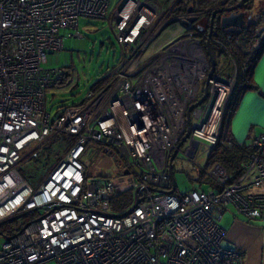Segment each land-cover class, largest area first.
Segmentation results:
<instances>
[{"label":"built area","instance_id":"2783aa9c","mask_svg":"<svg viewBox=\"0 0 264 264\" xmlns=\"http://www.w3.org/2000/svg\"><path fill=\"white\" fill-rule=\"evenodd\" d=\"M155 2L119 1L111 29L120 62L86 100L51 115L46 91L62 80L63 70L43 66L47 53L62 49V29L81 36V18H105L108 0H0V225L41 212L5 237L0 264H244L239 249L223 244L219 221L229 206L236 216L264 221V132L248 144L236 179L220 163H206L198 172L207 190L177 193L175 186L170 192L173 152L186 144L182 154L198 166V153L218 140L233 85L214 69L181 144L187 108L202 96L203 87L197 93L210 64L194 34L150 50L176 18ZM194 46L205 63L201 73L191 70L198 68ZM57 134L69 137L68 149L32 186L17 168L22 152ZM96 143L121 160L120 178L87 174ZM136 189L141 200L131 212L111 210L126 192L132 205Z\"/></svg>","mask_w":264,"mask_h":264},{"label":"rangeland","instance_id":"374dc122","mask_svg":"<svg viewBox=\"0 0 264 264\" xmlns=\"http://www.w3.org/2000/svg\"><path fill=\"white\" fill-rule=\"evenodd\" d=\"M154 2L156 4L158 3L162 9L166 8L171 11L172 15L175 6H163L157 0H154ZM118 3L119 0H108L107 13L103 19L81 18L78 24V31L81 33V36H67L72 31L62 29L61 34L64 36L62 49L47 53V61L43 66L45 68H62V80L67 76L62 85L52 87L46 91V110L51 115H54L61 107L70 106L71 104L86 100L89 90L102 78L106 77L120 62V48L111 29V17ZM247 5L251 10L249 12L251 19L256 23L255 34L253 35V40L255 39L256 41H254L253 46L249 49L251 52L259 43L257 35L261 36L264 32V0H249ZM179 24V21L170 20L164 31L154 41L152 47L158 48L168 44L166 46L167 48L175 40L182 39L181 36L184 34V28L180 33H176ZM191 38L194 39L193 37ZM229 56L224 51L215 50L214 61L218 74L230 79L233 88L238 82V70L236 69V64ZM66 73H69V75ZM202 85L200 84L197 97L201 94ZM229 97L227 100L225 99V105ZM235 98L236 96L234 94L227 109L223 105L224 121L222 134L225 138L229 137V117ZM69 140L68 136L57 134L51 136L39 145L37 143L31 144L30 147H27L22 152L23 158L17 166L21 175L32 186H37L55 163L64 156L70 143ZM92 147L95 149V152L90 156L91 165L88 168L87 174L89 176L120 178L123 173L121 160L105 152L100 144H92ZM185 147L186 144L180 147V151H178L173 161V177L176 192L185 193L192 189L207 190L209 186L205 183L197 182L196 177L199 174V167H206V158L209 150L206 149L198 153L196 159L197 166L182 154ZM28 174L31 175L29 179L25 177ZM131 193L129 192L127 196L122 195L116 198L113 201V208L111 210L114 212H125L128 210L132 203ZM127 197L128 201L126 202ZM39 214L41 212H29L2 223L0 225V248L6 236L16 233L28 221L37 219ZM233 214V209L229 206L225 210L219 224L227 226L233 220ZM42 264L54 263L48 261Z\"/></svg>","mask_w":264,"mask_h":264},{"label":"trees","instance_id":"16d2710c","mask_svg":"<svg viewBox=\"0 0 264 264\" xmlns=\"http://www.w3.org/2000/svg\"><path fill=\"white\" fill-rule=\"evenodd\" d=\"M120 1V0H119ZM238 0H178L176 7L172 12V16L176 17L173 21L177 20L178 16H186L187 19L190 16H199L197 19L198 25L203 27L202 31H197L195 23H189L186 27L189 26V30H186L182 36H186L192 32L195 36L201 39V46L205 50V40L208 33V24L211 14L214 9L220 6V4L231 3L234 4ZM191 8V12L189 13L188 10ZM195 13L196 15H192ZM182 22V20H180ZM256 23L254 20L246 21L244 26L240 29H222L220 25V16L217 15L213 21V30L210 38V49L212 52L213 57H215V50L226 52L227 55L233 60L236 64V69L238 70V82L236 86L233 87L232 92L230 94L229 100L226 103L225 107L229 106L231 99L235 94V102L233 104L232 111L229 117V124H228V136L224 137L222 132V125L224 121V111L221 120L220 132L219 137L214 145V147L208 152L206 163L213 164V163H220L223 165L228 173L230 174V180L236 179L242 172L241 163L244 161L246 156L251 151V148L248 144H240L236 142L232 138V134L230 132V118L232 112L234 111L240 95L249 90L255 88V82L252 79V72L256 61L258 60L261 52L264 48V33L261 36L257 35L258 37V45L250 52V48L253 46L255 34V26ZM256 37V36H255ZM256 38V39H257ZM66 72V71H65ZM69 75V73H66ZM67 77V76H66ZM64 80L58 82L56 86L62 85L65 82ZM108 75L102 78L99 82L95 84V87H101L108 81ZM106 80V81H105ZM103 150H107L104 149ZM109 151V150H107ZM106 151V152H107ZM113 155V154H112ZM30 174L26 175L27 179L30 178ZM201 175L198 174L197 182L200 183ZM129 192L123 193L120 196L124 195L127 196ZM119 197V196H118ZM117 197V198H118ZM128 201V197L126 202Z\"/></svg>","mask_w":264,"mask_h":264},{"label":"crops","instance_id":"0c3cea01","mask_svg":"<svg viewBox=\"0 0 264 264\" xmlns=\"http://www.w3.org/2000/svg\"><path fill=\"white\" fill-rule=\"evenodd\" d=\"M157 1L163 6L176 7L178 0ZM179 22L176 33L185 27ZM252 73L255 88L240 95L230 118L232 138L240 144H249L253 137L264 132V48ZM232 219L227 226L220 225L226 231L223 244L239 249L244 264H264V221H248L234 214Z\"/></svg>","mask_w":264,"mask_h":264},{"label":"water","instance_id":"95a60500","mask_svg":"<svg viewBox=\"0 0 264 264\" xmlns=\"http://www.w3.org/2000/svg\"><path fill=\"white\" fill-rule=\"evenodd\" d=\"M249 0H238L236 3L229 5L227 7L223 6L220 8H216L213 10L211 17L209 19V24H208V33H207V37L205 40V52H206V56L208 58L209 64H210V69L208 71L206 80L204 82V86H203V92H202V96L195 101L194 103L190 104L187 108V112H186V117H187V130L185 132L184 137L181 140V144L185 141L186 137L188 136L189 132H190V123H189V116H190V112L196 108L197 106L201 105L205 100L206 97L208 95V80L211 78L214 69H215V61H214V57L212 55L211 49H210V38H211V34H212V30H213V21L215 19V17L217 15L220 16V25L222 29H240L244 26L246 21H251V16L249 15L247 17V19L245 20V14L243 11H239V9L245 4L247 3ZM225 4V2H223ZM188 12H191V8H189ZM223 13V15H221ZM198 17L197 16H190L188 17L186 20L182 21L183 25H187L188 23H195L197 22ZM196 24V29L197 31H202L203 27L198 25V23ZM180 144V145H181ZM177 153V150H175L170 158V176H171V183H172V189L170 190V192L174 191L175 188V181H174V177H173V171H172V161L175 158V155ZM124 173H127V171L125 170ZM135 196H136V200L135 202L131 205V207L126 211V213L131 212V210L139 203V201L141 199H139L137 197V189L135 190Z\"/></svg>","mask_w":264,"mask_h":264},{"label":"bare ground","instance_id":"6f19581e","mask_svg":"<svg viewBox=\"0 0 264 264\" xmlns=\"http://www.w3.org/2000/svg\"><path fill=\"white\" fill-rule=\"evenodd\" d=\"M194 50L196 51L197 57H198V68L195 66H191V70H195V72H203V70L205 69V63L203 61V58L200 56L199 50L197 49V47L194 46ZM222 100V92L219 93L217 100L214 104V108L212 110V114H211V119H215L217 117V111H218V105L220 104Z\"/></svg>","mask_w":264,"mask_h":264},{"label":"flooded vegetation","instance_id":"af4514ba","mask_svg":"<svg viewBox=\"0 0 264 264\" xmlns=\"http://www.w3.org/2000/svg\"><path fill=\"white\" fill-rule=\"evenodd\" d=\"M249 2V1H248ZM248 2L247 3H245L240 9H239V11H243L244 12V14L246 15V19H247V17L250 15V13L249 12H251V10H250V7H247L248 5ZM229 5H232L231 3L229 4V3H225V4H220V6L219 7H217V8H220V7H223V6H225V7H227V6H229ZM192 15H196L195 13H192ZM221 15H223V13L221 14ZM197 17H199L198 15H197ZM245 19V20H246ZM251 20H253V19H251ZM215 68H216V64H215ZM203 87V86H202Z\"/></svg>","mask_w":264,"mask_h":264},{"label":"clouds","instance_id":"9594fccd","mask_svg":"<svg viewBox=\"0 0 264 264\" xmlns=\"http://www.w3.org/2000/svg\"><path fill=\"white\" fill-rule=\"evenodd\" d=\"M185 20H186V19H185ZM182 21H183V20H182ZM181 23H182V22H181ZM188 24H189V23H188ZM188 24H187V25H188ZM185 27H186V25H185ZM185 27H184V28H185ZM184 32H185V31H184ZM188 35H191V34L189 33ZM194 35H195V34H194ZM186 36H187V35H186ZM181 37H184V36H181ZM199 39H200V38H199ZM200 40H201V39H200ZM202 50H203V52H204V54H205V56H206V52H205V50H204L203 48H202ZM206 57H207V56H206Z\"/></svg>","mask_w":264,"mask_h":264}]
</instances>
